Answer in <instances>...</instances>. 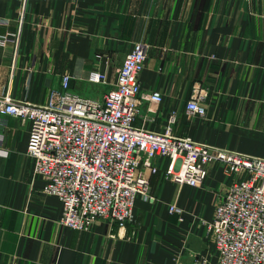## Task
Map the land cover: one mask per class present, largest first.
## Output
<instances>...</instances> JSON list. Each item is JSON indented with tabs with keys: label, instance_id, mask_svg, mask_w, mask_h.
Returning <instances> with one entry per match:
<instances>
[{
	"label": "crops",
	"instance_id": "1",
	"mask_svg": "<svg viewBox=\"0 0 264 264\" xmlns=\"http://www.w3.org/2000/svg\"><path fill=\"white\" fill-rule=\"evenodd\" d=\"M0 98L46 105L69 89L102 98L137 41L149 45L135 124L264 158V0H0ZM91 70L105 83L88 81ZM206 115L186 109L193 88ZM56 99V98H55ZM29 121L0 117V264H192L215 262L207 223L233 181L210 165L201 186L165 178L157 159L154 201L137 197L123 227L79 231L59 222L62 203L42 191L26 153ZM174 204L176 210L169 211Z\"/></svg>",
	"mask_w": 264,
	"mask_h": 264
},
{
	"label": "built area",
	"instance_id": "2",
	"mask_svg": "<svg viewBox=\"0 0 264 264\" xmlns=\"http://www.w3.org/2000/svg\"><path fill=\"white\" fill-rule=\"evenodd\" d=\"M9 20L0 17V26ZM8 37L0 35V46ZM149 45L134 43L116 71L113 86L102 96H81L69 89L70 75H61V90L46 105L0 98V117L29 121L26 153L34 175L45 181L42 191L62 203L59 222L85 231L96 222L123 227L133 220L134 201H154L149 177L157 159L167 160L165 178L201 186L210 165H221L233 181L207 223L215 262L196 256L192 264H264V158L211 147L175 136L169 116L162 132L135 124L141 99L160 103L159 91L143 94L140 74ZM88 81L105 83V74L91 70ZM56 98V99H55ZM202 94L193 88L186 109L206 115ZM174 204L169 206L172 213Z\"/></svg>",
	"mask_w": 264,
	"mask_h": 264
}]
</instances>
